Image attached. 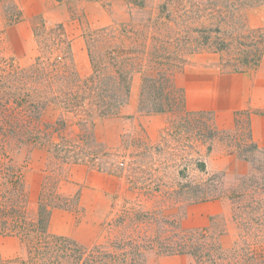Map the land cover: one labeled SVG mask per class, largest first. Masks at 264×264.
<instances>
[{"label":"rangeland","instance_id":"374dc122","mask_svg":"<svg viewBox=\"0 0 264 264\" xmlns=\"http://www.w3.org/2000/svg\"><path fill=\"white\" fill-rule=\"evenodd\" d=\"M137 1L0 0V65L13 61L27 67L33 62L40 52L33 26L41 19L45 31L63 25L81 75L90 72L85 38L93 29H128L129 44L151 48L162 39L174 38L176 32L199 35L201 40L203 34L191 33L189 28L209 27L212 32H204L210 36L207 44L191 54L175 51L185 59L174 74L176 84L185 90L192 72L206 77L246 72L254 85L264 86V45L262 54L249 56L254 61L242 63L241 56V44L249 43L253 29L264 28V0L241 7L239 0ZM221 42L227 47L221 48ZM64 47L48 45L41 49L42 56L62 57ZM173 61L180 62L179 58ZM141 78V73H133L130 96L119 116L96 120L94 149L84 156L86 161L63 162L42 145L19 144L0 134V203L23 198L27 215L35 220L42 189L50 191L62 207L51 212L48 232L84 249L102 246L117 253L116 247L128 238L140 242L155 236L159 220H174L190 229L205 227L214 217L226 230L223 245L230 246L238 228L226 193L242 174L264 165L263 152L245 150L249 117L262 114L261 110L236 111L229 125L218 122L213 110H196L205 111L196 114L188 109L194 115L187 120L180 112H141L137 108ZM42 118L46 123L64 118L69 137L82 133L78 119L56 104H49ZM212 119L217 134L209 139L199 134L197 125L210 124ZM0 253L4 260L20 255L18 237H0ZM139 258L143 264H193L188 255H166L150 248L142 249Z\"/></svg>","mask_w":264,"mask_h":264},{"label":"trees","instance_id":"16d2710c","mask_svg":"<svg viewBox=\"0 0 264 264\" xmlns=\"http://www.w3.org/2000/svg\"><path fill=\"white\" fill-rule=\"evenodd\" d=\"M256 2L239 0L238 4L241 7ZM45 28L43 19L33 26L40 52L29 66L22 67L13 61L0 65V134L5 140L11 137L19 144L42 145L63 162L86 161L84 156L94 149L91 144L95 140L96 120L119 116L129 99L134 72L142 74L139 111L180 112L186 120L190 114L194 115L186 107L184 88L174 80V74L183 68L185 61L175 51L193 53L209 42L210 36L204 32H212L211 28H189L191 33H202L201 40L199 35L191 37L176 32L174 38L162 39L151 48H140L141 43L129 44L128 29L109 26L93 29L85 38L90 63L87 75H81L74 66L63 25L58 23L46 31ZM253 31L249 43L241 44L244 47L242 63L255 60L249 56L262 54L264 28ZM136 32L140 34L137 29ZM48 45H64L63 56H42L41 49ZM227 45L221 42L219 46L226 48ZM175 58L180 62L173 61ZM49 104L58 105L78 119L83 129L79 137L67 136L64 118L52 123L42 121L43 111ZM209 123L201 122L197 129L202 130L200 135L212 139L217 130L213 119ZM248 140L246 151L264 153V148L254 142L251 129ZM51 195L42 189L35 220L27 215L23 198L0 203V237L14 234L21 244V254L16 257L4 260L0 253V264H143L139 254L146 248L166 255H188L193 264H264V165L242 174L227 189L226 195L233 204L232 219L238 228L230 246L223 245L226 230L214 217L207 226L190 229L182 228L174 220H159L155 236L143 237L140 242L128 238L116 247L117 253L107 252L102 246L84 249L71 239L48 232L51 212L62 207L57 202L58 196Z\"/></svg>","mask_w":264,"mask_h":264},{"label":"crops","instance_id":"0c3cea01","mask_svg":"<svg viewBox=\"0 0 264 264\" xmlns=\"http://www.w3.org/2000/svg\"><path fill=\"white\" fill-rule=\"evenodd\" d=\"M185 84L186 107L189 110H213L218 122L231 124L236 111L256 108L250 115L254 142L264 148V86L254 85L246 72L214 73L207 77L190 73ZM223 124V123H222Z\"/></svg>","mask_w":264,"mask_h":264}]
</instances>
